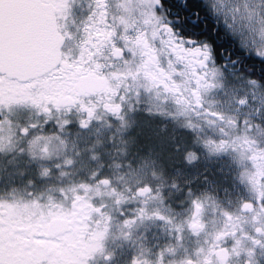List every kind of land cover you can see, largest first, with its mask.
Wrapping results in <instances>:
<instances>
[{"label": "flooded vegetation", "instance_id": "obj_1", "mask_svg": "<svg viewBox=\"0 0 264 264\" xmlns=\"http://www.w3.org/2000/svg\"><path fill=\"white\" fill-rule=\"evenodd\" d=\"M196 1L180 0L185 11L171 8L167 15L156 17L151 8L154 0H104L100 8H97L96 0H71L69 16L60 13L58 5L61 0H45L43 19L28 26L26 43L3 69L7 78L0 77V223L11 219L28 230L37 218L54 220L61 230L68 233L69 246L76 255L91 245L99 243L103 246V253H97L89 264H133V260L139 264H264V231H257L264 230L263 212L254 219L226 215L225 219H210L209 223L199 219L203 209L197 218L194 213V234H212L206 237L212 239L211 242L201 244L198 240H184V236L189 235L188 224L185 227L178 225L179 232L171 237L173 240L161 237L153 242L152 231L146 232L152 219H135L131 227L126 226L123 240L112 235L116 224L120 226V222L135 218L129 212L140 206L143 199L146 202L151 195L160 196L167 186L165 181L163 190L161 180L153 183L150 179L146 186L127 193L116 184L117 181L114 183V174L121 175L128 170L120 164L116 166L115 146L120 127L129 126L135 122V117L151 112L152 101L160 108L176 107L188 113L196 123H206L208 117L225 122L220 114L211 112L200 102L202 89H216L213 81L217 79L227 81L228 85L234 84L231 80L236 81L241 85L238 89H243L249 97L256 93L264 94V61L258 56L264 53L245 48L211 9L209 21L214 25L213 31L210 25L200 26L197 22L200 15L195 13L197 20H194L193 9L189 6ZM93 12L97 15L89 20ZM50 21L51 30L47 32L46 26ZM86 21L93 37L92 44L101 49L94 51L93 55L103 74H95L88 67V61L83 60L79 66L80 75L67 85L49 94L35 91L30 77L39 64L53 59L57 40L69 60L80 59L81 42L88 35L84 31ZM166 23L175 27L174 33L165 27ZM108 32L124 42L125 51L131 52L130 58L115 56L114 42L111 38L103 39V34ZM185 33L190 39H179ZM208 38L215 40L219 55L213 56L206 46H202L206 45ZM109 46L113 49L111 55L103 51ZM85 78H89L88 88L81 91V81ZM247 111L243 110L244 120L233 125L232 120L227 119L233 128L230 131L232 135H227V141H221L223 147L217 148V153H226L222 157V169L226 171L227 150L241 154L246 160L241 170L244 182L255 194L256 205H261L264 200V137L260 133L263 120ZM55 118L66 122L60 133L56 128L62 123L56 124ZM81 121H87L89 125L82 127ZM24 128L29 129L28 135L22 134ZM79 128L85 133L78 131ZM87 134H97L99 141L108 142L109 151L86 168V173L92 178L84 180L83 186L87 188L73 196L69 208L63 209L56 217L45 218L28 212L25 206L37 207L48 199L55 202V195L50 192H46L41 201H35L33 195L26 200L24 195L18 199L9 198L8 191L13 186L21 187L20 180L18 183L12 181L9 189V175L45 172L43 165L42 168L39 164L38 167L34 165L42 161L45 151L50 148L46 140L50 142L59 135L72 141L78 135ZM195 138L198 142L201 137L196 135ZM67 168L65 172L81 171L71 164ZM105 179L109 183H103ZM123 203L129 208L128 219H117L114 209ZM191 203L193 207L199 206L194 199ZM126 215L123 213L121 217ZM218 221L221 227L209 233L208 228H213ZM153 223L158 224V221ZM117 233L124 235L122 231ZM256 240L261 243L256 244ZM121 242L126 246L120 245Z\"/></svg>", "mask_w": 264, "mask_h": 264}, {"label": "rangeland", "instance_id": "obj_2", "mask_svg": "<svg viewBox=\"0 0 264 264\" xmlns=\"http://www.w3.org/2000/svg\"><path fill=\"white\" fill-rule=\"evenodd\" d=\"M215 1L218 5H212V11L222 25L230 30L245 48L264 53V0ZM231 81L234 84L228 85L227 81L217 79L213 81L216 89H202L200 93V102L211 112L220 114L225 122L208 117L206 123H196L188 113H183L176 107L160 108L158 103L152 101L151 112L135 117L134 123L120 127L121 130L117 132L116 166L120 164V167L128 170L121 175L114 174V183L117 181L116 184L120 188L131 193L130 190L146 186L150 179H153V183L161 180V188L164 190L163 186H166L167 181L166 191H162L160 196L151 195L146 202L143 199L140 206L129 212L135 215L134 219H152L146 232L152 231L153 242L161 237L170 239L176 236L179 232L178 225L185 227L186 224L189 226V235L184 236L185 241L198 240L200 244L212 241L206 238L212 234H194L192 199L198 201L199 207L203 209L199 219H204L207 223L210 219H225L226 215L239 219H254L259 212L264 213V200L261 205H256L258 201L255 194L244 182L241 170L246 160L241 154L228 152L227 148H224V151L227 150L226 171L222 169V157L226 156V153H217V148L223 147L221 141H227V135H232V125L244 120L243 110L248 109L249 115L263 120L260 133L264 137V94L256 93L249 97L245 95L247 93H243V89H238L241 85ZM242 103H245L244 106H241ZM227 119L232 120L231 126ZM59 121L62 124L56 128L57 133L65 128L66 123L61 118H55L56 124ZM78 131L85 133L80 128ZM196 135L201 137L197 139L198 142L195 141ZM96 137L97 134L78 135L69 141L68 137L65 139L64 136L55 135L50 142L46 140V145L50 148L45 151L42 161L34 165H43L45 172L40 170L34 175L27 172L9 175V189L12 181L18 183L20 180L21 184V187L13 186V189L8 191L9 198L18 199L24 195L26 200L28 196L33 195L35 201H41L45 193L50 192L55 195V202L48 199L44 203L40 202L37 207L28 204L25 209L45 218L58 216L63 209L70 207L76 193L84 192L87 188L83 186L84 180L92 176L86 173V168L109 151V143L105 140L99 141ZM70 164L81 171L74 169L65 172V168ZM60 167L63 170H60ZM48 168H51V171H48ZM175 188L178 189L174 191ZM157 191H160V188ZM246 203H255L256 207L245 208ZM128 209L124 203L120 204L114 209L115 218L128 219ZM123 213L127 214L126 217H121ZM153 221H158V224ZM119 224L120 226H114L112 235L123 240L126 225L122 222ZM219 227L220 221L215 222L214 227L208 228V231L211 233ZM119 231L124 235L118 234ZM120 245L126 246L122 242Z\"/></svg>", "mask_w": 264, "mask_h": 264}, {"label": "snow or ice", "instance_id": "obj_3", "mask_svg": "<svg viewBox=\"0 0 264 264\" xmlns=\"http://www.w3.org/2000/svg\"><path fill=\"white\" fill-rule=\"evenodd\" d=\"M104 0H96L97 8L102 7ZM60 13L64 16L71 15V0H61L58 5ZM156 17L167 15L171 8L186 9L181 7L180 0H154L151 5ZM45 0H0V77L7 78V73L3 70L5 65L11 62L12 57L24 46L28 38V26L43 19L45 15ZM97 13L93 12L89 20H92ZM85 22L86 35L82 44V54L79 60L73 58L69 60L59 47L54 50V57L47 63L40 65L34 70L30 77V82L35 84V91L49 94L62 85H67L74 77L80 75L79 66L83 60L88 61V67L94 70L97 75H102L103 70L97 62L93 52L101 49L95 48L92 44V34ZM171 33L175 32V27L165 24ZM63 36V31H61ZM66 39V36H64ZM115 44L114 54L121 59L131 57V52L125 51L124 42L113 36L112 33H104L103 39ZM190 39L187 34H183L179 39ZM199 43V41H197ZM206 46L214 56L216 44L213 38H208ZM103 51L113 54L111 46ZM123 54V55H122ZM259 59L264 61V55L258 54ZM92 75L93 73H89ZM82 127H87V121H81ZM32 127H36L33 125ZM22 134L28 135L29 129H22ZM107 184V179L102 181ZM199 207V206H198ZM245 208H255V203H246ZM143 215V210H141ZM125 225L131 227L135 219L124 221ZM258 232L264 231L257 229ZM68 233L61 230V226L56 225L54 220H43L39 218L32 221L28 230L15 220L9 219L6 223H0V264H89L97 253H103V246L99 243L91 245L86 251L76 255L72 252L68 240ZM260 244V240L255 241ZM252 255V253H249ZM111 259V256L108 257ZM133 264H139L133 260Z\"/></svg>", "mask_w": 264, "mask_h": 264}, {"label": "trees", "instance_id": "obj_4", "mask_svg": "<svg viewBox=\"0 0 264 264\" xmlns=\"http://www.w3.org/2000/svg\"><path fill=\"white\" fill-rule=\"evenodd\" d=\"M189 6L193 9V19L197 20L195 13H198L199 20L197 21L200 26L210 25V30L213 31L214 25L209 21V9L210 6L204 0H197L195 3H190ZM203 19V21H202Z\"/></svg>", "mask_w": 264, "mask_h": 264}, {"label": "water", "instance_id": "obj_5", "mask_svg": "<svg viewBox=\"0 0 264 264\" xmlns=\"http://www.w3.org/2000/svg\"><path fill=\"white\" fill-rule=\"evenodd\" d=\"M51 21H50V23H49V25H47L46 26V28H47V32H50V30H51ZM43 25V23L42 22H40V26H42ZM40 29V28H39ZM39 33V30H37V34ZM39 65H41V64H39ZM88 83H89V78H85V79H83L82 81H81V85H80V90L81 91H85V90H87V88H88ZM201 208L200 207H198V206H196L195 207V218H197L198 216H199V214L201 213Z\"/></svg>", "mask_w": 264, "mask_h": 264}, {"label": "clouds", "instance_id": "obj_6", "mask_svg": "<svg viewBox=\"0 0 264 264\" xmlns=\"http://www.w3.org/2000/svg\"><path fill=\"white\" fill-rule=\"evenodd\" d=\"M220 53L218 51H215V55H219Z\"/></svg>", "mask_w": 264, "mask_h": 264}, {"label": "bare ground", "instance_id": "obj_7", "mask_svg": "<svg viewBox=\"0 0 264 264\" xmlns=\"http://www.w3.org/2000/svg\"><path fill=\"white\" fill-rule=\"evenodd\" d=\"M243 104H245V103H242L241 106H244Z\"/></svg>", "mask_w": 264, "mask_h": 264}]
</instances>
